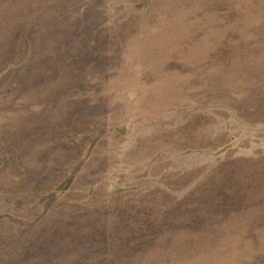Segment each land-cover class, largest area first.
Instances as JSON below:
<instances>
[{
    "label": "rangeland",
    "instance_id": "rangeland-1",
    "mask_svg": "<svg viewBox=\"0 0 264 264\" xmlns=\"http://www.w3.org/2000/svg\"><path fill=\"white\" fill-rule=\"evenodd\" d=\"M0 264H264V0H0Z\"/></svg>",
    "mask_w": 264,
    "mask_h": 264
}]
</instances>
